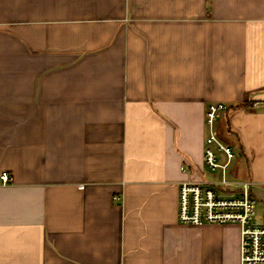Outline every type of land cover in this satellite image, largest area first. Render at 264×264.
Returning <instances> with one entry per match:
<instances>
[{
    "label": "crops",
    "instance_id": "obj_1",
    "mask_svg": "<svg viewBox=\"0 0 264 264\" xmlns=\"http://www.w3.org/2000/svg\"><path fill=\"white\" fill-rule=\"evenodd\" d=\"M211 104L264 186V0H0V264H241L178 219Z\"/></svg>",
    "mask_w": 264,
    "mask_h": 264
},
{
    "label": "built area",
    "instance_id": "obj_2",
    "mask_svg": "<svg viewBox=\"0 0 264 264\" xmlns=\"http://www.w3.org/2000/svg\"><path fill=\"white\" fill-rule=\"evenodd\" d=\"M225 109L223 104H211L206 112L205 163L212 171L221 169L223 179L220 182H182L179 185V223L197 227L236 225L240 228L241 264H264V222H254L258 198L252 190L256 184L252 181L232 183L226 178L227 168L237 154L217 131ZM219 153L226 158L224 164L219 163ZM0 179L4 185L13 181L7 172L2 173Z\"/></svg>",
    "mask_w": 264,
    "mask_h": 264
},
{
    "label": "rangeland",
    "instance_id": "obj_3",
    "mask_svg": "<svg viewBox=\"0 0 264 264\" xmlns=\"http://www.w3.org/2000/svg\"><path fill=\"white\" fill-rule=\"evenodd\" d=\"M218 131V129H217ZM220 154L219 163L224 164L226 162V158L223 154ZM207 167V174L206 178L208 180H216L218 182L222 181V170L217 169L216 171H212L208 166ZM245 169L241 167V165H237V162L234 161L228 168H227V180L230 181H242L246 179ZM255 194L258 198V204L256 206L254 222L262 223L264 222V186L258 188L257 186L254 189ZM214 226H225V225H214Z\"/></svg>",
    "mask_w": 264,
    "mask_h": 264
}]
</instances>
